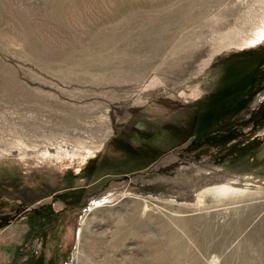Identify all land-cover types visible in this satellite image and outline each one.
Segmentation results:
<instances>
[{"label":"rangeland","instance_id":"rangeland-1","mask_svg":"<svg viewBox=\"0 0 264 264\" xmlns=\"http://www.w3.org/2000/svg\"><path fill=\"white\" fill-rule=\"evenodd\" d=\"M263 16L0 0V264H264Z\"/></svg>","mask_w":264,"mask_h":264},{"label":"bare ground","instance_id":"bare-ground-1","mask_svg":"<svg viewBox=\"0 0 264 264\" xmlns=\"http://www.w3.org/2000/svg\"><path fill=\"white\" fill-rule=\"evenodd\" d=\"M254 29L255 30H254L253 34L250 37H248L247 39H244V42L242 43V45H251V44H257L260 42L264 44V18L261 20V22H259V25H257V27ZM213 190L220 195H227V194L235 195L236 193H242V194L244 193L242 189L233 187L229 184H223V185L218 186L217 188H215ZM82 222H83V226H84V221H82ZM75 264H78V261Z\"/></svg>","mask_w":264,"mask_h":264}]
</instances>
